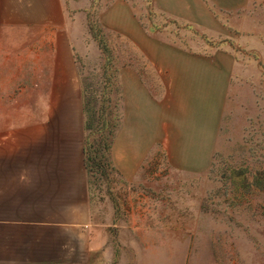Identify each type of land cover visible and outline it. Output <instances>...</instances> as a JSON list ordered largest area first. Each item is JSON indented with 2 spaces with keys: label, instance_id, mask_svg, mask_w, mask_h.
<instances>
[{
  "label": "crops",
  "instance_id": "1",
  "mask_svg": "<svg viewBox=\"0 0 264 264\" xmlns=\"http://www.w3.org/2000/svg\"><path fill=\"white\" fill-rule=\"evenodd\" d=\"M248 2L86 5L99 11L91 22L98 30L89 33L108 63L107 35L114 42L110 69L118 124L109 158L128 199L154 147L182 169L210 165L234 52L224 43H198L192 32L218 38ZM66 6L64 0H0V264H98L103 236L115 231L92 222L84 155L89 91L80 78ZM85 24L90 26L88 19Z\"/></svg>",
  "mask_w": 264,
  "mask_h": 264
},
{
  "label": "rangeland",
  "instance_id": "2",
  "mask_svg": "<svg viewBox=\"0 0 264 264\" xmlns=\"http://www.w3.org/2000/svg\"><path fill=\"white\" fill-rule=\"evenodd\" d=\"M94 1L64 0L66 16L73 23L80 78L92 96L90 111L96 119L99 101L108 98L117 119L110 69L114 42L104 36L108 63L89 33L98 30L91 23L99 12L90 9ZM230 20L218 38L192 32L198 43H224L234 52L229 99L210 165L182 169L154 147L137 173L131 199L113 168L107 175L88 170L92 222L115 229L112 237L103 236L98 264H264V0H249ZM106 67L111 83L103 74Z\"/></svg>",
  "mask_w": 264,
  "mask_h": 264
},
{
  "label": "trees",
  "instance_id": "3",
  "mask_svg": "<svg viewBox=\"0 0 264 264\" xmlns=\"http://www.w3.org/2000/svg\"><path fill=\"white\" fill-rule=\"evenodd\" d=\"M92 96L84 97L85 112V130L86 140L84 144L85 165L88 170H94V173L107 175L106 169L112 168L109 158V151L112 144L114 131L118 124V118L114 119L110 112V104L108 98H102L96 112V119L90 111L89 106ZM117 120V122L115 121ZM91 121H97L96 126ZM91 128H95L92 130ZM92 131V132H90ZM90 135H96L94 141L90 140Z\"/></svg>",
  "mask_w": 264,
  "mask_h": 264
}]
</instances>
